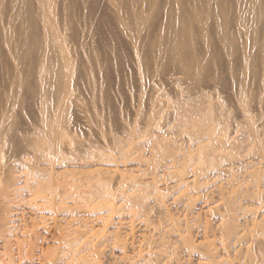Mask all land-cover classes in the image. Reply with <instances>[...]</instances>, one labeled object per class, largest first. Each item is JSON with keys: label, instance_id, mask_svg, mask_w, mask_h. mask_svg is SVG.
<instances>
[{"label": "bare ground", "instance_id": "1", "mask_svg": "<svg viewBox=\"0 0 264 264\" xmlns=\"http://www.w3.org/2000/svg\"><path fill=\"white\" fill-rule=\"evenodd\" d=\"M129 73L136 107L128 121L115 94L124 93ZM160 81L170 86V97L159 86L166 99L147 97L146 84ZM171 113L193 140L199 138L186 154L194 173L170 160L177 175L171 187L192 186L203 173L228 174L237 165L229 161L237 153L226 151L231 144L239 150L247 142L246 164L264 162V0H0V253L14 244V264H98L97 243L105 233L111 247H121L114 254L120 261L162 258L169 238L149 230L161 221L162 215L156 220L150 214L161 206V188L149 177L123 173L114 155L130 162V144L114 130L132 142L135 125L149 130L167 124ZM81 118L85 138L76 130ZM236 118L237 132L229 135L225 130ZM163 142L162 149L169 147L168 139ZM254 166L248 169L260 180L264 168ZM260 184L255 193L263 203ZM218 199L219 219H227L225 230L232 233L233 201ZM255 225L240 247L245 264H264V228ZM182 239L194 246L188 235ZM208 244H200L196 264L212 260Z\"/></svg>", "mask_w": 264, "mask_h": 264}, {"label": "rangeland", "instance_id": "2", "mask_svg": "<svg viewBox=\"0 0 264 264\" xmlns=\"http://www.w3.org/2000/svg\"><path fill=\"white\" fill-rule=\"evenodd\" d=\"M127 69H128L127 71L129 72V70H131V66H128ZM130 74L131 73H129V75H126L127 79L125 81H127V82H124L123 83L124 93H118V92L116 94L114 93L115 94V99L118 101L116 103L117 106H118V108L120 106L121 107L123 106V108L120 107V109L122 111L121 112V115H124L123 118L126 117L125 119L126 120L128 119V121L132 119V117H133L132 116L133 115V110H134L133 108L136 107L135 106L136 105V103H135L136 102V100H135L136 88L134 86L135 84H133V82H132L133 80L131 79V75L132 74L131 75ZM161 82L162 81L155 82V83L156 84H161ZM163 82H162L161 86L160 85H155L154 83L153 84H151V83L146 84L148 86L152 85V86H150L151 88L148 87V86H145L146 87L145 88V93L147 94V97L149 96V94H150L149 97H151L152 95L153 96L160 95V90H162V88H163L164 92L167 94V96L171 95V93L169 92L170 91V88H168L170 86L166 82H164V83ZM155 86H156V89L154 90ZM158 86L159 87H162V88H159ZM179 86H180V84H179ZM157 88L159 89L158 92H157ZM154 92H157L158 94L157 93H154ZM162 94H163V91H162V93L160 95V97L162 99L165 98V97H167L166 95H162ZM116 100H115V102H116ZM118 104H120V106ZM163 107L165 109V106L164 105H163ZM172 112H174V111H172ZM190 113L193 114V112H190ZM172 114L173 113H171V115L169 116L170 118L168 117L166 119V122L168 121L167 124L166 123L165 124H152L151 126L147 127V128H149V130L146 129L145 126H142L141 124L135 125L134 131H133V134H132L133 135L132 142H131V137H126L128 135H127V133L123 132L122 129H119L117 127V128H115L116 130H114L115 131V134L118 137H120L121 140L122 139L123 140L125 139L124 141H129V144H130L129 146H130V150H131V156H129L130 157L129 159H132V160H130V162L127 163V161H129V160H127L126 162L125 161H122L123 159L122 160H119V159H121V157L118 154H115L114 155L115 162H117L118 165L119 164L121 165V166L119 165L120 168L122 167L121 170H124V169L126 170V172L124 170L123 173H128V174L133 173L134 176L136 175L135 176L136 178L137 177L138 178L140 177L139 179H141V178H144V179L147 178L148 179V177H149L150 178L149 179L150 181L151 180L154 181L153 182L154 183L153 185L157 186L158 188H161L160 193L156 194V196H158L159 198L161 197V200H162V201H160V203H161V206H160L161 209H160V207L158 209L156 208L150 214L153 215L152 216L153 219L155 217L156 220H157V217L158 216L165 215L162 218L163 220L161 219L162 216L158 217V220H157V221H160L161 220L163 222V225H162V222L161 221L159 222V224H157V225H159L158 227L155 224H150L151 226L149 225L150 226L149 227V230H151L150 231L151 234H153L155 236L157 235V236H159V238H160L161 234L163 233L162 234V238H163L162 240H164L165 237H166L165 240H167L169 238V240H171V241L167 240L169 244L167 242L164 243V245L166 244V246L163 247V250L166 253L165 252H162L164 254V255H160V257H162V258H158V261L153 260V261L150 262V264H153L154 261H156L154 264H165V263L166 264H179L180 262H181L180 264H193V263L196 264V261H194V260H197V258H199L200 256H202L201 255V250H199V249H201L200 244H202V246L204 247V244H208V243L211 244V245L208 244V246L209 247L211 246V251H213L211 254H213V255H212V260L207 261L206 262L207 264H227V262H228V264H240V263L245 264V262L242 261L243 260V257H242L243 254L242 253H243L244 249H241V248H243L245 246V244H247L246 242H248L249 238L251 237V235H252L251 234V228H253V226L255 224H256L255 225L256 227L259 225L258 228H261V227L264 228L263 227L264 226L263 225L264 222L262 221V220H264V213H263L264 212V200H262L263 203H259L261 200H259L260 198L258 199L259 196H258V194L255 193L256 192L255 191L256 185H258V184L261 183L260 184V187H264V183H263L264 182V179H262V178H264V174L262 175V177H260V180L258 178H256V177H253L252 178V175H251L249 169L252 170L254 165H255L254 167H260L262 169V168H264V166H263L264 165V162L263 161H260V162H258V161L256 162L255 161L254 164H253V162H251L249 164L248 163L246 164L245 163V159L243 160L242 158L244 156L248 158L251 155V153L248 152V150L246 148L247 147V144H246L247 142H244L246 144V146H245V144H243L242 147L241 146H238V149L239 150H236V148L233 147V146H231L232 145L231 144L229 147H227V149L226 148H224V149H226L227 152L228 151L229 152L231 151L232 154L235 151L234 153H237V154H233L234 158L232 156L231 160L229 159V161H232V160L233 161H236L237 163L236 162H234V163L237 164V165H238V161H237L238 159H239V162H240L239 163L240 165H238V166L237 165H233L232 170L230 169L232 172L231 171H226V172H229V173L226 174L224 172V173H221V174H219L217 176L216 175L215 176H212L211 173H209L210 175L207 173L209 175V176H207L206 173H203L202 175L201 174L198 175L200 179L198 178V180H197L198 182L195 183L196 186H195V184H193L194 186L193 185L192 186L189 185L186 188L184 186V184L182 185V183H181V184L177 185L176 187H173V186L171 187L170 185L177 178V175L175 176V172L170 169V165H171V161L170 160H172V159L175 160V163H174L175 166H176L175 168H177L181 164L182 167H183V165H184V167L186 166L184 168V170L187 172L188 175H189L190 172L191 173H194L195 171L192 170L193 168H195V165H194V167H192V165L194 164V161H192L191 159L188 160L187 157H186V154L189 151L188 149H191V151H193L194 148L196 147V145H189V144H191V143L192 144H196V142H195L196 139H199L198 136H197V138L195 140H193V138H195L196 136L191 137L188 134V131H186V129L184 128V123L185 122H183V120L180 118L182 120V124H183V125H181L182 126V128H181L180 125H179L180 120L178 119L179 123L177 124L178 121H176V119H173V117L175 115H177V114H173L174 116ZM129 116H130V118H129ZM176 117L179 118V116H175L174 118H176ZM172 121H173L174 124H172ZM238 121H239V119L236 118L232 122V125H229L230 127L227 126L225 132H227V134H229V135H232V134L234 135L235 134L234 131L237 132V123H238ZM83 123H84V120L82 119V120H80V122L78 121L77 126H76V128H77L76 130H78V131L80 130L79 131L80 138H81V135H82V138H85L83 136L86 135L84 132H85V128H87V126H86L85 123L84 124ZM235 123H236V125H235ZM81 130H83L84 132L81 131ZM238 131H241V130H238ZM186 132H187V134H186ZM242 132L237 133L236 136L237 137H242L243 136ZM164 137H166V138H164ZM126 138H128V139H126ZM164 139H168V141H169L168 142V146L169 147H166L164 145V147L166 148V150H165L164 147H163V149H162V147H160L161 145L163 146L162 142H163ZM229 139L230 138L228 137L227 140H229ZM96 140H97V138H96ZM157 140H159L158 142H160V144L157 143ZM193 141H194V143H193ZM218 142H217V144L219 145ZM221 143L222 142H220V146L219 147L221 149H223V147H225V146H223ZM97 144H100L101 145L103 143L101 142L100 139H98L97 140ZM217 144H216V147L218 146ZM239 147H241L242 149L239 148ZM244 148H246V149H244ZM246 150H247V153L245 152ZM248 153H250V155ZM183 154H185V156H183ZM182 157H184V158H182ZM179 160H182V162H180ZM217 160H220V159L217 158ZM190 161L192 163H190ZM225 161H228V158H221V161H219V163H221V162L224 163ZM124 162L126 163V165L123 164ZM138 163H141V166H138L139 165ZM142 163H143V165H142ZM185 164H187L188 166L190 164V166L188 167ZM123 167H125V168H123ZM126 167H129V168H126ZM190 167H191V171H188V170H190ZM239 167H241V168H239ZM16 168L17 167H15V169ZM241 169H242V172H241ZM127 170H129L130 172L127 171ZM246 170H248V172ZM262 170H264V169H262ZM238 172L239 173L241 172L242 174L241 173L240 174H237ZM249 176L251 178H249ZM204 177H207V178H204ZM209 178L211 179V181H210ZM231 179H232V181H231ZM201 181L203 183H201ZM222 182H223V184H222ZM197 183H198V185H197ZM183 186L185 187L186 190L184 189ZM218 186H220L222 189L220 187H218ZM232 186H234V187H232ZM206 188H208V192H207V189ZM212 188H213V191L211 190ZM232 188H234V189H232ZM217 189H219L220 191L217 190ZM224 189H226V190H224ZM244 189L246 190L245 192H244ZM180 190H181V192H180ZM253 190H254V192H253ZM179 192L180 193H183V196ZM251 192H253V193H251ZM178 193H179V195H177ZM207 193H208V195H207ZM191 194H193V196ZM151 195H152V197H153V195H154V197H156L155 196V193H153V194L151 193ZM210 195H212V196H210ZM216 195H217V199H216ZM219 195L220 196H224L226 198L225 201H227V200L233 201V204H232L233 205V208L231 210V213L233 214L232 216H235V218L233 217L234 219L232 218L233 219L232 222H234V224H235V230L232 231V233L230 231H226L225 230L226 229L225 225L227 226V224L229 223L227 221V219L224 220L225 223L223 222V220L221 221L219 219V218H221V216H223V214H222L223 213V211H222V204L219 203L220 200L218 199L220 197ZM245 195H246V197H245ZM233 197L235 198V200H234ZM205 198H206V200H205ZM214 201L216 203H214ZM212 203H213L214 206L212 205ZM202 204H203V206H202ZM218 204H220V205H218ZM211 206H212V209H211ZM234 206L237 209H234ZM241 208H242V210H241ZM163 212L165 214H163ZM236 213H238V214H236ZM241 213L242 214L244 213L245 216L244 215L241 216L242 215ZM261 215H263V216H261ZM165 218H167L166 221H165ZM236 218H237V220H236ZM216 219L218 221L219 220L220 221L218 222ZM224 219H225V217H224ZM243 222L246 223V226H245V224ZM261 222H263V223H261ZM166 223H168V225ZM169 223H170L171 227L169 226ZM177 223L179 224V227H178V224ZM164 224H166V227H164L165 226ZM243 224H244V226H243ZM153 225H155L156 228ZM249 225H251L252 227L249 226ZM219 226H221V227L223 226V228H221ZM237 226L240 227V228L242 227V228L240 229ZM162 227L168 228V230H170V231H168L167 229H164ZM178 228H180V229H178ZM163 229L164 230H167V233H165V235H164ZM158 230L159 231L161 230L163 232H161V231L159 232ZM235 231H237L238 233L235 232ZM157 232H159L160 235ZM172 232H173V234H172ZM181 233H183V234H181ZM219 233L221 234V236H220ZM236 233L238 235L240 234L241 237H239V236L237 237L236 236L237 235ZM241 233H243V234H241ZM103 234H102V237H100L101 235L99 236L100 239L98 240V243H97V246H98L97 248H99L98 249L99 250V262H98V264H136L135 261H133L131 263H127V262H123V261L118 260L119 258L115 257V255L118 253V250H120L121 247H116V246L111 247L110 244L108 242H106V240H105L106 238H108L107 234H105V233H103ZM223 234H224V236H223ZM225 234L228 237L227 236L225 237ZM183 235L184 236L188 235L189 239L192 241L191 243L194 244V246H193L194 248L193 247H188V245H185L184 244L183 239H182L184 237ZM218 235H219V237H218ZM155 236H153V237L155 238ZM178 236H179V239H176V237H178ZM48 238H50V237L48 236L47 239ZM219 238H221V239H219ZM102 239H104L105 241L102 240ZM175 240H176V242H174ZM178 240H180L181 242H183V244L181 242H178L177 243ZM217 240H218V242H217ZM206 242H208V243H206ZM170 243H171V245L174 244L173 246L176 247V248H174V247L172 248L171 245H170ZM48 244H50L51 250L54 249L53 248L54 246L52 245L54 243H51V241H49ZM167 244L169 245V247H168ZM179 244L183 248L181 246H179ZM195 244L198 245V248L196 247ZM13 245L14 244H12L11 246L13 248H15V245L14 246ZM11 246H10V248L12 249ZM7 248L8 249H7V252L6 253H2V254L0 253V264H14V262L17 261L16 260L17 259V256L15 257V255H16V252H15L16 248L14 250L13 249L12 250L9 249V247H7ZM195 248H197V250ZM214 248H216V250ZM173 249L174 250L177 249L178 251L176 250V253H175V251ZM1 251H2V249H0V252ZM111 251H113V252H111ZM188 252H189L190 255L188 254ZM51 253H52V251H51ZM109 253H111V254H109ZM173 253H175V255H173ZM176 256H177V258H176ZM213 256H214V258H213ZM12 257H14V259L10 260ZM178 259H179V261H178ZM159 260H161V261H159ZM171 260H173L175 263L173 261H171ZM116 261H118L119 263L116 262ZM170 261H171V263H170Z\"/></svg>", "mask_w": 264, "mask_h": 264}]
</instances>
